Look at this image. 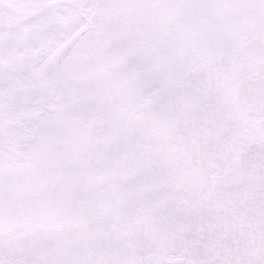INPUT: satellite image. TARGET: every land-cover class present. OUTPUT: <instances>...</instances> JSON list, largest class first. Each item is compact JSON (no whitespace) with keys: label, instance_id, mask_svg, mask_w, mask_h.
I'll return each instance as SVG.
<instances>
[{"label":"snow or ice","instance_id":"1","mask_svg":"<svg viewBox=\"0 0 264 264\" xmlns=\"http://www.w3.org/2000/svg\"><path fill=\"white\" fill-rule=\"evenodd\" d=\"M0 264H264V0H0Z\"/></svg>","mask_w":264,"mask_h":264}]
</instances>
